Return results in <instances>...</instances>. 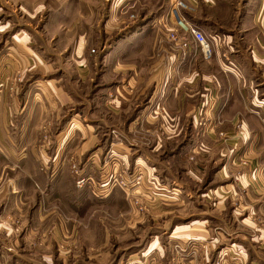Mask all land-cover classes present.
<instances>
[{
	"label": "crops",
	"instance_id": "crops-1",
	"mask_svg": "<svg viewBox=\"0 0 264 264\" xmlns=\"http://www.w3.org/2000/svg\"><path fill=\"white\" fill-rule=\"evenodd\" d=\"M28 1L33 4V7L27 6L30 12H47L48 17L44 27L51 38L56 37L55 32L58 24L68 26L67 37H71V34L75 32V27H70L78 24L76 25L78 27L76 32L79 31L76 52L82 56L86 50L87 36L91 32L97 33L94 28L96 23L94 16L100 14L102 0H66V16L64 17L63 13L61 16L57 15L60 13L59 5H57L58 0H46L47 4L44 3V0ZM159 1L165 8L163 16L157 18L156 21L148 20L146 26L135 31L132 36L133 42L130 50L132 56L140 58V62L137 60L131 64H125L123 59L116 61L117 59L114 58L115 63L110 64L105 60L109 74L116 71L119 73L134 71L138 75L145 73V83H140L138 76L132 77L130 79V86H132V89L129 90L130 95L121 85L109 89V92L106 91L112 94L118 118L77 119L72 117L68 122L69 126L74 127L76 125L74 122L78 121L83 128L77 126L70 129L67 126L60 131L58 137L64 133L65 136H72L77 130L84 131V135L95 134L100 124L101 126H105L103 123L106 125L118 124L121 129L125 128L123 131H128L129 136L137 138L138 144L132 145L134 151L143 152L136 157L133 151L127 150L120 144L112 146L110 150L130 158L132 167L139 168L143 176L147 177L146 187L150 182H158L157 163L153 165L150 163L156 160L155 152L163 150L171 153L177 149L181 150L182 146L180 147L181 144L178 141L185 137H191L190 140L194 138L195 141L194 152L199 154L203 148L197 145V139L199 137L208 138L206 143L209 147L206 146L204 156L207 155V162L215 167L220 165L214 171L213 178L221 181L223 185V188H217L214 192L218 196L215 200L218 210L228 204V201L230 204L232 192L236 193L241 190V194H243L240 208H237L235 212L231 211L233 216L226 227V234L231 240L230 244H233L234 247L230 249L238 248L237 258L234 262L237 264H264V124L262 123L264 120V14L259 9L260 0H185L192 7L191 11L185 12L187 21L202 30L212 44L213 56L211 59L204 58L200 46L185 31H181L180 38L182 41L187 40V48L182 46V41L172 42L167 38L174 28L169 16V9L175 0H112L109 7L110 12H114L122 5L124 6L122 13L125 14L128 6H125L126 2L130 3V7L136 5L139 7L144 4L154 7L155 3ZM76 4L78 7H75ZM77 8L81 11L82 18L79 14L75 15ZM113 12L111 14H114ZM115 20L113 15L104 20L103 29L106 33L117 30L118 23ZM81 26H83L82 32H80ZM119 27L123 29L126 26ZM42 32L44 33V28ZM24 41L20 40L17 47L14 46L11 49L16 51L18 48L20 55L34 57L37 60L41 56L42 50L37 52L29 40ZM114 52L115 50L112 51V53ZM144 60L146 61L144 62ZM82 69L84 72L86 71L85 68ZM144 92L149 96V103L145 107L143 106L141 112L136 114L129 123H126L128 119H123L121 115H126L129 109L137 108L140 103L133 104V100L143 95ZM6 102V98H4L3 105ZM1 115L4 118V112ZM130 115L131 113L126 116ZM96 121L97 123H95ZM202 121H204V126H202ZM237 123L241 124L240 131L243 138L247 140L245 148L238 151L237 146H216L213 137L220 131H235ZM138 138H147L149 143L156 142L152 152L148 153L142 146H139ZM257 138H259L258 143H256ZM27 149L28 147L25 146L16 152L14 148L4 145L0 147V153L6 158L1 166L5 178L14 169L15 177L12 180L17 179L16 182L20 184L19 189H22L24 185L32 187L33 180L37 179L41 183L45 180L47 183H53L51 185L56 186V189L70 184L69 177L67 176V179L63 177L64 169L70 167V158L68 156L64 157L66 159L62 158L61 146L57 145L50 156H44L45 150L42 149L41 154L37 155L39 157L37 159L41 161L42 169L38 171L36 167L34 172L32 170L28 172L26 168ZM32 150L36 154L37 149L33 148ZM99 151L101 150L99 149ZM233 152L237 154L234 161L240 157V153H243L249 165L232 167L233 161L231 160L235 156ZM180 153L181 151H178L177 154H173L174 158L165 161L164 172L167 171V173L163 175V181H165L163 185L175 183L178 185L176 188H180V190L182 188V192H185L187 191V181L191 182L194 178V185L201 181L199 177L201 171L197 169V166L189 170L182 168ZM100 155L96 152L93 156L78 158L80 160L79 168L82 170L81 176H77V180L83 177L85 186L78 187L75 182L71 186L75 189L74 193H70V195L63 192L52 194V199L49 198V200L54 204L50 207L41 208L39 205L31 209L25 206V198L23 199L21 195H17L18 198H9L12 202L11 208L2 215V218L9 219L5 221L6 223L0 222V248L2 249L0 262L50 264L54 259H57L58 256L55 255L58 254V246L62 242H65L71 250L79 252V248L83 247V241L88 238V235H84L83 230L80 244H76L73 248V242L77 241L75 231L72 229L75 224L65 220L64 217H79V220L75 219L79 223H76L77 226L81 228L87 223L90 227L93 224L91 218H88L91 211L76 208L66 209L63 205L60 206L59 197H63L61 201H65L67 198L69 201H74L73 203L79 201L83 203V201L94 199V197L102 198L99 195L105 199L116 194L117 191L125 194V191L119 187L102 192L103 172L101 169L111 170L114 167L106 164L102 168V164H100L101 168H97L91 158L95 157L93 158L95 160L99 158L101 161ZM227 158L228 162H226ZM176 161L178 163H174ZM96 164L98 163L96 162ZM221 167L222 171L220 172ZM251 168L257 170L255 178L250 177ZM236 169L240 173L235 176L233 171ZM177 170L180 172L179 175L176 173ZM14 192L19 191L15 189ZM148 194V198H152L151 200L157 198L151 196L150 192ZM199 196L201 200L203 194L201 193ZM111 199H114V203L118 202V195ZM179 205L181 204L179 203ZM192 213L195 216H202V204L195 207ZM163 214L165 215L164 211ZM166 217L170 220L169 215ZM203 220L195 219V222H201L195 224V234H203ZM98 223L99 221H94V224ZM196 237L199 236L196 235ZM2 245L9 247L4 249ZM12 245L14 249L12 248L10 251Z\"/></svg>",
	"mask_w": 264,
	"mask_h": 264
},
{
	"label": "rangeland",
	"instance_id": "rangeland-1",
	"mask_svg": "<svg viewBox=\"0 0 264 264\" xmlns=\"http://www.w3.org/2000/svg\"><path fill=\"white\" fill-rule=\"evenodd\" d=\"M111 1L102 0L100 14L94 16V22H96L94 28L97 33L91 32L87 36L86 50L82 56H79L76 52L79 36V31L76 32L78 28L76 25L78 24L70 27H75V32L71 34V37H67L66 34L68 26L58 24L56 37L51 38L44 27L48 17L47 12H30L27 6L33 7V4L28 0H0V114L4 112L5 115L4 118L0 116V147L4 145L19 152L22 147L27 146L26 168L28 172L29 170L34 172L36 167L38 171L42 169L41 161L37 159L42 149L45 150L44 156H50L59 145L63 150L62 158L66 159L65 156L70 158V167H66L63 174L64 178L69 177L70 184L67 186L56 189V186L51 185L53 183H47V180L41 183L36 178V181L33 180L32 187L24 185L22 189H19L20 184L16 182L17 179L12 180L15 177L14 169L5 178L1 166L6 158L0 153L1 223L3 221L6 223L5 221L9 219L2 218V215L11 208L10 197L18 198L17 195H21L23 199L25 198V206L33 209L39 205L41 208L52 206L54 203L49 200V198L52 199V194L63 192L70 195L74 193L75 189L71 186L77 182L78 175L73 166L74 163L79 164L80 156H93L96 152L101 154V161L99 158L97 160L93 159L95 157L91 158L97 168L101 166L103 168L105 162L108 166L111 165L109 160L114 157L129 161L132 167L129 157L112 152L110 148L120 144L127 150L133 151L136 157L143 152L134 151L132 145L138 144L137 138L129 136L128 131H123L125 128L121 129L118 124L103 123L105 126L100 124L95 134L84 135V131L77 130L72 136H65L64 133L58 137L60 131L67 126L70 129L77 126L82 127L78 121L74 122L76 123L74 127L69 126L68 122L72 117L77 119L118 118L112 94L107 93L109 89L121 85L130 95L132 77L138 76L139 82L143 84L146 81L145 73L138 75L134 71L121 73L116 71L109 74L105 60L110 64L115 63L114 58L117 59L116 61L123 59L125 64H131L137 60L140 62V58L132 56L130 50L133 33L142 28L148 20L156 21L157 18L162 17L165 8L161 1L155 3L154 7H148L147 4L130 7V3L126 2L125 6H128L125 14L122 13L124 7L122 5L116 11H112L114 14H111L109 7ZM44 3L48 2L44 0ZM57 5L60 8V13L57 15L61 16L63 13L62 16H66L67 1L58 0ZM75 7H78V4ZM78 11L79 8L75 15L81 16V11ZM112 15L116 18L118 28L106 33L103 29V22ZM119 26L126 27L120 29ZM152 26L155 27V25ZM82 29L83 26L80 32ZM20 40H29L37 52L42 50L41 56L36 60L34 57L20 55L18 48L16 51L11 49L14 46L17 47ZM113 50H115L114 53H112ZM82 68L86 71L84 72ZM148 97L144 92L143 95L133 100V104L138 102L140 105L137 108H128L127 114L131 113L130 116L121 115L123 119H128L126 123H129L136 114L141 112L142 107L149 103ZM4 98L7 101L5 105H3ZM262 123L264 124V120ZM240 125L237 123L233 132H218L213 137L214 144L216 146H237L238 151H241L247 145V140L242 136ZM202 126H204V121H202ZM138 139L139 146H142L148 153L152 152L156 142L149 143L147 138ZM190 139L191 137H185L178 141L181 144L180 147L182 146L181 150L177 149L171 153L163 150L155 152L156 160L150 163L152 165L157 163L158 182H150L147 187L144 185L143 191L141 189L133 195H128L126 192L125 195L117 191L118 193L111 195L112 197L118 195L116 203L108 195L105 199L99 195L102 198L94 197L83 203L82 201L73 203L74 201H69L67 198L61 201L63 197H59L60 206L63 205L66 209L90 210L91 215L88 218H91L93 224L88 227L85 223L80 228L76 225L77 220L75 221L79 217H64L65 220L75 224L72 229L75 231L77 241L73 242V248L76 244H80L83 230L88 238H85L83 247L79 248L78 253L67 247L65 242L60 243L58 254L55 255L58 257L50 264H237L234 260L237 258L238 248L230 249L233 244H230L231 240L226 234V227L233 216L231 211L235 212L243 202L242 191L232 192L230 204L228 201V204L218 210L215 205L218 196L214 192L217 188H223V185L221 181L213 178V174L220 165L215 167L207 162V155L204 156L206 146L209 147L206 143L208 138L199 137L197 139V145L203 148L199 154L194 152V138ZM258 141L259 138L256 143ZM33 148L37 149L36 154ZM178 151H181L182 168L189 170L197 166V169L201 171L200 175L198 174L201 181L194 185L192 177L193 181H187L185 192H182V188L181 190L176 188L178 185L175 183L163 185L165 182L163 175L167 173V171L164 172L165 161L174 158L173 154H177ZM234 155L231 160L233 161L232 167L249 165L243 153H240V157L235 161L237 154ZM213 156L215 157V154ZM228 161L227 158L226 162ZM221 169L222 167L220 172ZM16 170L18 171V167ZM233 172L235 176L240 173L237 169ZM176 173L179 175V170ZM256 173L257 170L251 168L250 177L255 178ZM146 178L144 176V182L148 183ZM15 189L19 192L13 193ZM152 191L159 194V196L150 194L157 197L153 200L148 198V193ZM201 193L203 194L202 202L199 196ZM135 199H139L138 203ZM199 204H202L203 215L195 216L192 212ZM166 215L170 216V220ZM195 219H204L201 235L195 234V224L201 223L200 221L195 222ZM95 220L99 223L94 224ZM2 247L7 249L9 246L2 245ZM10 247V251L14 249L13 245ZM1 253L2 249L0 255ZM0 264L8 263L4 261Z\"/></svg>",
	"mask_w": 264,
	"mask_h": 264
},
{
	"label": "built area",
	"instance_id": "built-area-1",
	"mask_svg": "<svg viewBox=\"0 0 264 264\" xmlns=\"http://www.w3.org/2000/svg\"><path fill=\"white\" fill-rule=\"evenodd\" d=\"M192 7L185 0H175L169 9V16L174 24L173 30L168 34L167 38L172 42H181L180 34L181 31L188 33L194 42L198 44L203 52L205 59H211L213 56L212 44L202 30L197 26L190 23L186 19L185 12L191 11ZM260 11L264 14V0H260ZM182 46L187 48V40L181 42ZM112 167L114 169L108 170L103 168V176L101 183V190L105 192L113 187H119L124 190L128 195H133L140 191L144 185V176L139 168L132 169L129 161L118 158H110ZM107 162L103 164L106 165ZM127 163V164H126ZM77 163H74V170L78 176H81V169L78 168ZM85 180L83 177L77 180V186L83 187ZM150 190V189H149ZM156 195V192L151 193ZM138 203L139 199H135Z\"/></svg>",
	"mask_w": 264,
	"mask_h": 264
}]
</instances>
